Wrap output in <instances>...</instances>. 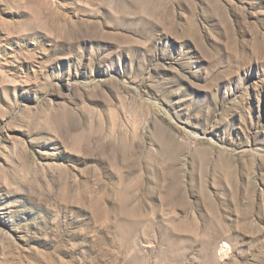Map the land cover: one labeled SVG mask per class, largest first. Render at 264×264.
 <instances>
[{
    "label": "rangeland",
    "instance_id": "1",
    "mask_svg": "<svg viewBox=\"0 0 264 264\" xmlns=\"http://www.w3.org/2000/svg\"><path fill=\"white\" fill-rule=\"evenodd\" d=\"M0 264H264V0H0Z\"/></svg>",
    "mask_w": 264,
    "mask_h": 264
}]
</instances>
